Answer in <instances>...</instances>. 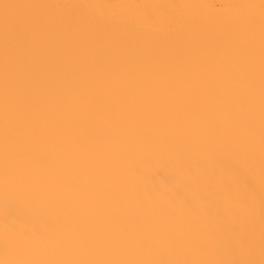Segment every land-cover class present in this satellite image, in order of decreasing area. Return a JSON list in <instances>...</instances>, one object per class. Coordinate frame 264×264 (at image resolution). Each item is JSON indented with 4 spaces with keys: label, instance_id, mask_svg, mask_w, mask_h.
<instances>
[{
    "label": "snow or ice",
    "instance_id": "snow-or-ice-1",
    "mask_svg": "<svg viewBox=\"0 0 264 264\" xmlns=\"http://www.w3.org/2000/svg\"><path fill=\"white\" fill-rule=\"evenodd\" d=\"M205 7L0 0V264H264V0Z\"/></svg>",
    "mask_w": 264,
    "mask_h": 264
},
{
    "label": "bare ground",
    "instance_id": "bare-ground-1",
    "mask_svg": "<svg viewBox=\"0 0 264 264\" xmlns=\"http://www.w3.org/2000/svg\"><path fill=\"white\" fill-rule=\"evenodd\" d=\"M28 2L37 3H145V2H156V3H196L205 5L203 9V16L205 18H212L219 11L220 6L228 3H256L260 0H28ZM2 55V53H0ZM259 127L258 120V96H257V130ZM258 142V135H257ZM135 163V161L130 162ZM154 169H159L160 175L153 178L152 170L146 175L148 183H159L164 176H167L170 172V168L160 164L158 161L154 164ZM14 218L20 221L22 224L30 227L40 229L44 227L48 221L49 216L45 212L38 211L35 205L20 202L12 208ZM2 212L0 209V224H2ZM257 259L259 255L257 254Z\"/></svg>",
    "mask_w": 264,
    "mask_h": 264
}]
</instances>
